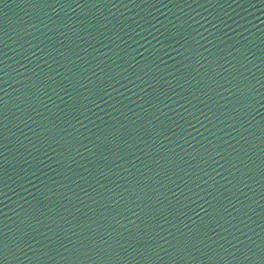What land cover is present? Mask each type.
Instances as JSON below:
<instances>
[{
  "label": "water",
  "instance_id": "95a60500",
  "mask_svg": "<svg viewBox=\"0 0 264 264\" xmlns=\"http://www.w3.org/2000/svg\"><path fill=\"white\" fill-rule=\"evenodd\" d=\"M0 264H264V0H0Z\"/></svg>",
  "mask_w": 264,
  "mask_h": 264
}]
</instances>
